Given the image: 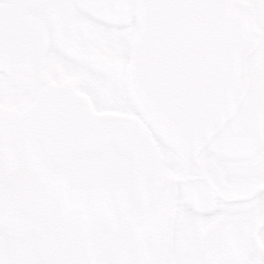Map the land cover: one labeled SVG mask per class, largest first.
Masks as SVG:
<instances>
[{"label":"flooded vegetation","instance_id":"1","mask_svg":"<svg viewBox=\"0 0 264 264\" xmlns=\"http://www.w3.org/2000/svg\"><path fill=\"white\" fill-rule=\"evenodd\" d=\"M233 1L251 9L256 37L227 54L217 52L218 28L214 38L202 35L209 0H0V173L22 174L31 189L28 201H6L0 183V236L10 245L9 264H264V198L256 205L249 198L171 201L147 240L152 247L142 246L132 261L116 254L112 235L120 225L104 232L105 221H132L135 211L130 202L143 166L133 111L148 109L149 99L166 109L208 110L209 117L192 121L215 125L205 140L236 103L233 116L247 94L260 90L263 80H251L250 60L263 34L248 2ZM223 19L224 43L248 44L234 31L230 9ZM190 24L185 52L181 36ZM234 94L217 121V110L227 109ZM107 148L129 158L132 195L116 208L73 206L65 177L83 156ZM166 163L177 168L178 156L168 155ZM254 165L259 181L247 193H264V151Z\"/></svg>","mask_w":264,"mask_h":264},{"label":"rangeland","instance_id":"2","mask_svg":"<svg viewBox=\"0 0 264 264\" xmlns=\"http://www.w3.org/2000/svg\"><path fill=\"white\" fill-rule=\"evenodd\" d=\"M246 1L254 9L256 26L263 34L258 50L250 60L252 61L251 80L256 82L262 79L263 83L258 92L246 95L243 105L236 114L208 145L202 147L198 154L206 175L225 196L247 193L256 185L259 178L254 170L259 167L254 165V161L264 151V0ZM209 4V14L201 24L202 35L216 37L211 32L212 28L216 27L222 33L217 35V39H220L219 46H217L218 53L233 54L238 47L245 50L256 37L251 27V9L233 0H209ZM228 9L231 10L234 31L247 36L248 44L243 45V42L239 40H233L230 44L224 43L222 38L226 33L222 31L225 21L223 16ZM192 28L191 24L184 25V35L181 37L184 40L185 52L189 48V39L193 34ZM231 97L232 102L227 109L217 110V121L229 112L237 94ZM148 101L151 102L146 106L148 109L133 111L138 119L135 125H141L135 126V129L137 153L141 157L143 174L139 171L136 173V191L130 202L135 205L132 221H127L129 217L126 216H122L115 222V225L113 222L109 224L105 221V236L108 234V229L112 227L116 230L120 225V229L113 233L112 239L116 254L122 262L132 261V255L137 256L136 252H141L142 246L152 247L147 240L161 227L163 216L170 210L168 204L171 201H212L215 204L224 202L213 192L207 182L199 177L198 167L193 160L195 148L215 125L197 126L192 121L198 117H209V111H193L183 106L180 109L177 106L175 109L171 107L166 109V106L162 107L160 103H153L152 99ZM143 133L147 137L140 138L139 136ZM168 155L178 156L177 168H166ZM141 177L144 180L143 184L139 181ZM0 183L4 186L6 201L29 200L31 189L22 174L0 173ZM141 187H144L142 188L143 194L139 195ZM136 198L139 199L134 202ZM263 198L264 193L262 192L249 198L248 201L256 205ZM239 201L241 200L228 202ZM146 211L143 218H140L133 226H129ZM123 212L125 211H120L121 214ZM105 240L107 241V237Z\"/></svg>","mask_w":264,"mask_h":264},{"label":"water","instance_id":"3","mask_svg":"<svg viewBox=\"0 0 264 264\" xmlns=\"http://www.w3.org/2000/svg\"><path fill=\"white\" fill-rule=\"evenodd\" d=\"M205 11V9L202 10V12ZM236 107L237 103L194 152V160L199 165L202 176L215 192L227 201L249 198L257 191L237 196H225L206 175L198 159V152L210 136L234 114ZM131 178L132 165L129 158L118 149L107 148L98 154L83 156L79 167L72 170L64 179V195L73 206L116 208L132 195ZM10 256V245L0 236V264H9Z\"/></svg>","mask_w":264,"mask_h":264}]
</instances>
